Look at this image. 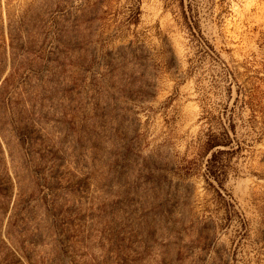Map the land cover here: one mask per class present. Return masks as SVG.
Masks as SVG:
<instances>
[{"label":"rangeland","instance_id":"1","mask_svg":"<svg viewBox=\"0 0 264 264\" xmlns=\"http://www.w3.org/2000/svg\"><path fill=\"white\" fill-rule=\"evenodd\" d=\"M0 264H264V0H0Z\"/></svg>","mask_w":264,"mask_h":264}]
</instances>
